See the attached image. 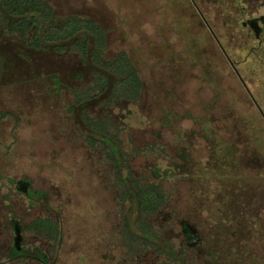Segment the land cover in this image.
<instances>
[{"label": "rangeland", "instance_id": "374dc122", "mask_svg": "<svg viewBox=\"0 0 264 264\" xmlns=\"http://www.w3.org/2000/svg\"><path fill=\"white\" fill-rule=\"evenodd\" d=\"M48 1L58 14L82 12L101 19L112 28L106 56L125 49L138 67L144 83L139 102L104 103V97H96L88 109L100 116L110 113L118 126L124 125L119 132L124 150L141 149L123 159L124 168L129 162L137 175L163 181L169 198L148 219L157 230V245L179 255L182 223L201 232L206 222L219 219L221 200L231 197L237 182L246 186L241 176L250 173L258 157L264 158L259 119L243 100L242 87L226 76L210 44L186 36L190 16L183 0ZM60 54L33 49L0 27V264H40L35 259L8 260L12 219L24 228L22 247L30 244L34 253L39 247L49 255L48 264L167 261L165 254L152 249L145 258L127 253L122 228L125 215L130 228L139 217L130 201L134 192L121 207L113 165L99 149H89L83 133L73 91L90 82L93 69L110 74L90 62L79 63L75 55ZM77 71L84 72L80 80ZM218 126L227 130L217 132ZM151 143L156 150L143 148ZM13 181H28L36 193ZM45 216L59 222L58 257L53 255L56 245L27 228ZM195 248L184 249L182 256L201 264L203 246L197 243ZM210 264L237 263L229 257Z\"/></svg>", "mask_w": 264, "mask_h": 264}, {"label": "trees", "instance_id": "16d2710c", "mask_svg": "<svg viewBox=\"0 0 264 264\" xmlns=\"http://www.w3.org/2000/svg\"><path fill=\"white\" fill-rule=\"evenodd\" d=\"M0 27L33 49H48L54 53H61L60 55L63 53L68 56L75 55L79 58V63L90 62L113 76L110 81V75L93 69L90 82L80 89H74V103L81 108L80 119L85 128L83 133L86 132L84 136L89 149L91 151L99 149L105 160L113 165V182L119 193L118 199L122 202L121 207L131 198V191L134 192V199L131 198L130 201L135 202L139 217L135 221V227L130 228L128 215H125L122 236L127 253L133 256L153 248L157 253L169 256L171 253L159 247L154 241L157 230L148 219L157 214L169 198L170 194L165 190L163 181L158 178L159 176L151 178L137 175L129 162L124 168L123 159L133 154L138 155L141 149L134 146L131 152L124 150L119 133L121 128H125L124 125L118 126L110 113L100 116L90 114L88 109L90 100L96 97H104V103L121 100L137 103L144 91L139 69L125 49H119L106 56L112 28L93 14L82 12L58 14L48 0H0ZM90 36L93 39L92 48ZM83 76V71L76 72L77 79L80 80ZM143 148L152 152L156 150V145L146 144ZM58 224L57 219L45 216L35 218L27 228L41 238L55 240L59 236Z\"/></svg>", "mask_w": 264, "mask_h": 264}, {"label": "flooded vegetation", "instance_id": "af4514ba", "mask_svg": "<svg viewBox=\"0 0 264 264\" xmlns=\"http://www.w3.org/2000/svg\"><path fill=\"white\" fill-rule=\"evenodd\" d=\"M183 2L185 13L190 16L189 22L186 23V36L194 35L204 39L205 44H210L207 47L216 52L224 64L226 76L242 87V98L259 119L260 130L264 132V0H183ZM215 130L222 132L227 128L218 126ZM238 145L237 142L240 149ZM257 161L256 166H249L251 169L249 174L241 176L247 185H240L237 182V186L230 192L231 197L221 200L219 219L216 218L213 223L206 222L201 232L194 230L190 223H182L183 249L179 251V255L173 254L169 249L171 254L166 255L165 262L191 264V260L186 255L182 256V252L193 247L196 250L195 244L199 243L203 246L199 250L202 255H198L201 264L221 263V260L229 257L237 264H264V158L258 157ZM12 183L16 184L15 181ZM16 186L27 192L36 193L30 189L28 181H19ZM37 193L42 194L41 191ZM11 225L14 237L8 260L25 258L35 259L40 264H48L49 255L39 247L34 248L35 253L30 244L27 245L30 251L22 247L24 229L22 225L16 219L11 220ZM16 227H21V239L18 244H15ZM59 236L55 240L40 237L52 246L56 245L53 251L56 257L62 243ZM154 241L156 242V239ZM225 246L228 250H224ZM150 249L154 250L146 249L141 254L142 257L145 258L143 254ZM134 256L140 255L138 253ZM161 263L163 262L157 264Z\"/></svg>", "mask_w": 264, "mask_h": 264}, {"label": "water", "instance_id": "95a60500", "mask_svg": "<svg viewBox=\"0 0 264 264\" xmlns=\"http://www.w3.org/2000/svg\"><path fill=\"white\" fill-rule=\"evenodd\" d=\"M20 239H21V227H16V229H15V244H18Z\"/></svg>", "mask_w": 264, "mask_h": 264}]
</instances>
